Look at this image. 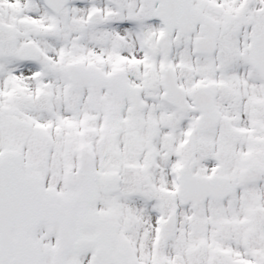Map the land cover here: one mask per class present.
<instances>
[{"label":"snow or ice","instance_id":"obj_1","mask_svg":"<svg viewBox=\"0 0 264 264\" xmlns=\"http://www.w3.org/2000/svg\"><path fill=\"white\" fill-rule=\"evenodd\" d=\"M0 264H264V0H0Z\"/></svg>","mask_w":264,"mask_h":264}]
</instances>
